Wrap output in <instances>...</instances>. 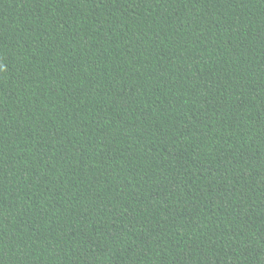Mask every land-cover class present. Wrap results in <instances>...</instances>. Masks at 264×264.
Instances as JSON below:
<instances>
[{
	"label": "trees",
	"instance_id": "obj_1",
	"mask_svg": "<svg viewBox=\"0 0 264 264\" xmlns=\"http://www.w3.org/2000/svg\"><path fill=\"white\" fill-rule=\"evenodd\" d=\"M0 264H264V0H0Z\"/></svg>",
	"mask_w": 264,
	"mask_h": 264
}]
</instances>
